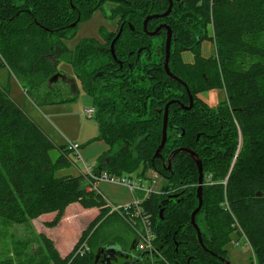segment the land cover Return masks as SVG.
Segmentation results:
<instances>
[{
  "label": "trees",
  "instance_id": "16d2710c",
  "mask_svg": "<svg viewBox=\"0 0 264 264\" xmlns=\"http://www.w3.org/2000/svg\"><path fill=\"white\" fill-rule=\"evenodd\" d=\"M186 3L205 24L200 31L187 28L194 22L191 19L181 26L172 25L176 40L170 69L193 95L224 87L226 98L215 107H207L197 98L202 107L197 110L180 111L176 103L171 104L159 157L154 153L161 140L163 108L171 99L186 101L184 86L163 70L149 72L147 67L128 75L108 73L103 80L97 65L106 56L97 51L93 38L80 41L73 54L65 56L62 42L50 29L65 15L58 13L70 9L69 0H0V68L7 67L27 81L45 102L54 82H60V89L65 90L58 102L73 101L78 95L76 83L72 86L51 78L57 73V62L67 57L74 69L73 78L93 100L98 128L94 139L107 144L97 156L93 172L121 177L131 173L145 176L152 170L166 179L163 196L151 194L141 200L140 207L154 227V250L138 257L144 250L133 248L137 251L133 258H139L135 264H221L219 257L226 256L234 232L244 235L250 244L252 264H264V47L250 39L264 32V0ZM230 3L237 5L234 14ZM205 39L213 40L214 55L201 54L200 43ZM182 50L193 53V63L182 61ZM250 57L260 60L250 62ZM182 146L193 150L202 165V205L195 222L204 247L190 222L198 202L195 160L178 152L171 168L166 167L170 152ZM54 149L55 158L51 155ZM70 155L76 158L66 143L57 145L0 87V217L26 223L53 212L50 225L55 226L65 208L77 202L84 209H98L91 222L97 224L108 207L93 187L96 182L80 171L56 174L74 162ZM178 186L185 187L184 191L179 196L171 194L175 198L164 203L169 190ZM86 233H81L64 256L42 234L48 262L99 264V259L94 262L96 251L78 252ZM0 264L18 263L6 256L0 257Z\"/></svg>",
  "mask_w": 264,
  "mask_h": 264
},
{
  "label": "rangeland",
  "instance_id": "374dc122",
  "mask_svg": "<svg viewBox=\"0 0 264 264\" xmlns=\"http://www.w3.org/2000/svg\"><path fill=\"white\" fill-rule=\"evenodd\" d=\"M230 9L234 14L237 11V5L235 6L234 3H230ZM113 24L114 23L106 17L103 10H96L79 22L73 37L63 38L62 42L70 51H73L81 39L87 37L100 39L102 28L109 31L113 28ZM208 30L212 33V24L208 26ZM250 39L259 46L264 47V32L255 35V39L254 37ZM205 40V54L209 56L214 55L215 46L213 40ZM249 59L250 62L256 61L257 59L260 60L258 57H250ZM56 68L64 74L74 77L73 66L68 61L67 57L61 58L57 62ZM76 85L79 89V95L75 100L58 102V100L61 99L60 96L65 93V90L60 89L62 86L60 82H54L52 84V90H49L50 92L47 93V100L45 102L42 98L37 96L36 89L32 88L27 81L15 76L7 67L0 68V87L9 97L15 101L35 123L43 126L46 133H48L49 137L57 145L62 142H76L80 144L78 155L86 165L95 166L96 157L95 159L88 160L85 159L84 156V148L88 144V140L90 138L91 140H96L94 139L97 133L95 118L94 116L89 118L83 113L84 108L93 105V100L90 95L83 91L79 81H76ZM44 89L45 88L41 87V90ZM55 89H60V91H56ZM219 96H223V99L219 102L226 98L224 87L220 90ZM54 100L56 101L48 103ZM94 148L95 147H90L88 152L91 153ZM237 154L238 149L235 152L236 156ZM51 155L55 158L57 156V150H52ZM236 156L232 158L231 164L235 162ZM70 158L74 162H71L67 167L59 169L56 172L58 176L68 173H78L79 169L77 170L73 164H76V161L77 166L82 167L81 160H79L78 157L77 159L74 158L73 155H70ZM126 176L138 182L139 178L134 173L127 174ZM141 177H146L145 181L141 182L143 187H148L150 185L153 191L152 194H156L158 197L164 195L166 190L164 188L166 187V179L152 170L147 171L145 176ZM88 178L90 179V177ZM103 182L101 181V183ZM105 183L113 184L118 182ZM135 194L137 197H143L144 195V193L139 190H136ZM132 199L133 196L131 197V200ZM98 212L97 208L83 209L78 203L73 202L65 208L63 216L55 226L50 225V221L54 218L53 212L44 213L26 223H17L13 220L0 217V257H11L18 264H50L48 262L47 249L42 241V234L50 238L54 242L58 252L64 256L74 247L84 230H86L87 233L84 235L77 248L84 242L87 248L92 251H96L98 246L104 242H119L124 249H130V246L133 244L135 248L136 242L141 238L140 235L142 233V226L139 222L127 219L116 212L108 211L101 216L97 224L91 225L92 220L98 215ZM234 240H238L237 245L234 244ZM227 249L229 251L240 250L247 254L246 258L238 264H252V249L247 244L246 238L242 235L240 236L239 232L231 234V239L227 243ZM131 251L137 253V251L134 252V249H131Z\"/></svg>",
  "mask_w": 264,
  "mask_h": 264
},
{
  "label": "flooded vegetation",
  "instance_id": "af4514ba",
  "mask_svg": "<svg viewBox=\"0 0 264 264\" xmlns=\"http://www.w3.org/2000/svg\"><path fill=\"white\" fill-rule=\"evenodd\" d=\"M69 4L70 9L60 11L58 13H65L59 25L55 28L50 29V33L52 32L54 34L53 37L56 39L58 38L61 42L63 38L74 36L77 25L83 18H86L87 12L90 15L96 10H103L106 17L114 23L113 28L109 31L104 30L102 28L100 39L94 37H87L95 39L97 51L100 54L102 53L106 56V60L97 65V74H99L100 76L102 75L101 78L103 80L105 78L104 76H106L108 73H127L128 75L131 73L134 74V72L137 70L143 71L145 67H147V71L149 72L163 70L166 73L164 59L166 55L168 34L169 51L167 66L171 71L169 65L170 54L173 48V44L176 40L175 32L172 25L175 24L177 26H181L184 23L187 24L188 20L191 19L194 22L192 24H189L187 28L191 30L197 29V31H200L205 24L203 18H199L198 20V15H194L190 12V10L187 8L186 0H69ZM65 18L69 20H66ZM117 33H119V36L114 43L113 56L111 53L110 44ZM84 39L85 38L81 39V41ZM62 45L63 48L66 50L64 55L71 56L75 49L73 51H70L66 46H64L63 42ZM184 51L190 50L180 51L181 59L182 52ZM150 57L152 58L151 60ZM193 61L183 62L193 63ZM159 63H161V65ZM171 73L173 74L172 71ZM130 76L128 77V80ZM51 78L52 80L59 79L62 82H68V84L72 86H75L76 83V80L73 77L63 74V72L59 71L58 69L57 73H55ZM191 95L192 105L187 110L202 109L199 103H197V98H199L202 103H204L207 107H215L218 104L217 103L213 106L207 104L201 99V97H199V93L194 95L191 93ZM173 100L175 101L171 104L176 103L177 108L180 109V111H187L186 109H183L182 105L189 106L190 100L188 93L185 102L180 99H171L169 101ZM171 104L169 105V107L171 106ZM205 116L207 117L208 114ZM184 188L185 187L183 186L172 188L169 190L170 192H168V195L176 194L179 196L184 191ZM171 198L175 197L171 196L169 199ZM107 245L120 246L113 242L107 243ZM229 253L230 251L227 250V253H225V257H219L221 264H234L230 258ZM98 259L99 264L136 263L135 258H133V256L123 254L119 251H114L112 254L105 255L104 250L99 254Z\"/></svg>",
  "mask_w": 264,
  "mask_h": 264
},
{
  "label": "built area",
  "instance_id": "2783aa9c",
  "mask_svg": "<svg viewBox=\"0 0 264 264\" xmlns=\"http://www.w3.org/2000/svg\"><path fill=\"white\" fill-rule=\"evenodd\" d=\"M83 113L87 117H92L95 114V108L93 106L87 107L83 109ZM67 148L76 154V159L77 157L79 160H81L82 167L78 166V169L80 172L88 175L92 180H94L96 183L100 181H105V182H118L120 184H124L128 187V189L131 192H135L136 190H139L144 193L143 197H137L133 196V199L130 202L127 203H121V204H114L110 202L101 192L97 189V187L93 186L102 196V198L105 201V205L108 207V211L110 212H116L119 215L133 220L135 222H139V224L142 226V233H141V238L138 239L135 245V249L138 251L141 250H147L148 252H151L154 250L153 246V240L155 238V233H154V227L151 224L150 220L147 218V215H144L140 203L141 200L145 199L146 197L150 196L152 194V188L150 185L148 187H143L141 184L142 181H145V178L138 176V182L135 180H132L128 176H121V177H115L114 175H111L105 171H102L98 174H95L93 172V169L91 166L86 165L81 157L78 155V150L80 149V144L76 142H70L66 143ZM76 163V162H75ZM75 167H77V163L75 164ZM244 238L245 236L242 235ZM247 244L250 246L246 239ZM234 244H238V240H234ZM251 247V246H250ZM252 249V248H251ZM88 250L86 243L84 242L79 248L78 252L81 254Z\"/></svg>",
  "mask_w": 264,
  "mask_h": 264
},
{
  "label": "water",
  "instance_id": "95a60500",
  "mask_svg": "<svg viewBox=\"0 0 264 264\" xmlns=\"http://www.w3.org/2000/svg\"><path fill=\"white\" fill-rule=\"evenodd\" d=\"M119 36V33L116 34V36L112 39L111 41V44H110V48H111V53L112 55L114 56V43L115 41L117 40ZM168 51H169V34H168V38H167V47H166V55H165V59H164V66H165V70H166V74L172 78V79H175L176 81H178L180 84H182L188 95H189V100H190V104L189 106H185V105H182L183 109H189L192 105V95L188 89V86L187 84L181 80L180 78L176 77L175 75H173L171 73V71L169 70L168 66H167V61H168ZM175 100L173 101H168L164 108H163V114H162V128H161V140L159 142V145L157 146V148L155 149V153H154V157H159L160 156V151L162 150L163 146H164V143L166 141V137H167V119H168V108H169V105L174 102ZM181 134L183 135L184 132L182 130ZM178 152H186L188 153L189 155H191L194 160H195V164L197 166V170H198V181H197V187H196V197H197V206L192 210L191 212V215H190V222L191 224L194 226L195 230H196V233H197V237H198V241L199 243L204 247L203 243H202V239H201V235H200V231H199V228L195 222V215L196 213L199 211L201 205H202V185H203V170H202V165H201V161L199 158H197V155L196 153L191 150L190 148H187V147H178V148H174L168 158H167V162H168V165H167V168L170 169V166H171V160L173 158V156L178 153ZM172 195H170L168 198L164 199L163 202L166 203L168 201V199L171 197ZM162 212H163V208H160L159 209V212H158V215L161 217L162 216ZM134 246L133 244L130 246V249H124L123 247L121 246H115V245H102L100 246L97 250H96V254H95V259H94V262L97 261V259L99 258V254L101 252H103L105 250V255L107 254H112L114 251H119L123 254H127V255H131V256H136L135 253H133L131 251V249H133ZM145 252L147 253L148 251L147 250H144L143 252H140V255L138 257H142ZM139 259V258H138ZM138 259L135 261L137 262Z\"/></svg>",
  "mask_w": 264,
  "mask_h": 264
},
{
  "label": "crops",
  "instance_id": "0c3cea01",
  "mask_svg": "<svg viewBox=\"0 0 264 264\" xmlns=\"http://www.w3.org/2000/svg\"><path fill=\"white\" fill-rule=\"evenodd\" d=\"M209 43H210V41H209ZM205 44H206V40H204L201 43V54L204 57H207L209 55L205 54V49H204ZM182 59L185 62H192L193 61V54L190 51H184V52H182ZM65 75H67V74H65ZM220 90L221 89H217V88L206 90L204 92L199 93V97H201V99L203 101H205L207 104L213 106V105H216L221 99H223V96L222 97L219 96ZM77 94L79 95L78 87H77ZM38 126L46 133V130L43 126H40V125H38ZM97 133H98V128H97ZM97 133H96V136H97ZM46 134L48 135V133H46ZM60 144H65V143L62 142ZM90 147H95L94 150L91 151V153L88 152V149H90ZM106 149H107V144L105 143L104 140H102V139L91 140V138H90L88 140V144L84 148L85 159H88V160L93 159V158L95 159V157L97 158V156H99L101 153H103ZM91 167L93 169L94 166L92 165ZM76 168L78 170V166ZM96 187L101 192V194H103L110 202H112V203L116 202L114 204H121V203L128 202L129 200H131L132 196H137L135 194V192H131L126 185L120 184V183L107 184V183H105V181L103 183H101V181H100V182L96 183ZM54 246H55V244H54ZM229 255H230L231 260L235 264L236 263L238 264L240 261L244 260L247 256L246 253H243L240 250L230 251Z\"/></svg>",
  "mask_w": 264,
  "mask_h": 264
}]
</instances>
